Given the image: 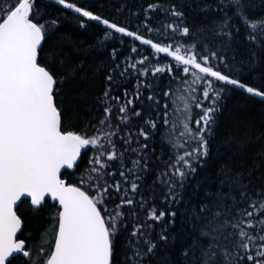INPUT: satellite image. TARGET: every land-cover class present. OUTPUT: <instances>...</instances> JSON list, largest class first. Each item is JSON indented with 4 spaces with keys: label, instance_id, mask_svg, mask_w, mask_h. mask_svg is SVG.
<instances>
[{
    "label": "snow or ice",
    "instance_id": "6c2138e0",
    "mask_svg": "<svg viewBox=\"0 0 264 264\" xmlns=\"http://www.w3.org/2000/svg\"><path fill=\"white\" fill-rule=\"evenodd\" d=\"M54 2L113 43L81 128L58 21L0 0V264H264V124L212 144L228 94L264 101V0Z\"/></svg>",
    "mask_w": 264,
    "mask_h": 264
},
{
    "label": "trees",
    "instance_id": "16d2710c",
    "mask_svg": "<svg viewBox=\"0 0 264 264\" xmlns=\"http://www.w3.org/2000/svg\"><path fill=\"white\" fill-rule=\"evenodd\" d=\"M69 2L85 5L90 10L117 22L123 20V16L117 15L116 11L121 0H69ZM36 4L45 14L46 20L56 19L58 21V27L50 35L45 47L52 43H59L62 46L66 58L64 68L68 71L78 69L80 65L84 66L85 70L79 72L65 85L63 97L65 104L73 110L71 113L73 122L80 123V127L83 128L96 111L94 101L97 81L92 77L91 71L107 61L111 49L106 45L113 41L102 39L101 29L103 26L97 25L95 22L90 21L88 22L89 27L80 28L77 14L56 5L54 0H43V3L41 0H36ZM139 6L137 4V7ZM124 39L131 43L128 38ZM119 41L120 37L117 34L114 43L119 46ZM125 54L127 53L125 52ZM166 82L167 80H165ZM256 83L258 84L259 81L257 80ZM131 87L132 85H129L130 89ZM222 103L224 105L223 112L218 118V124L214 131L213 152L224 151L226 135L242 134L247 125L259 127L264 124V101H260L258 98H249L236 90L228 94ZM53 205L48 201L47 207L41 212L25 215L23 232L27 235L29 231L42 230L47 227V217L54 211ZM23 207L21 205V208Z\"/></svg>",
    "mask_w": 264,
    "mask_h": 264
},
{
    "label": "water",
    "instance_id": "95a60500",
    "mask_svg": "<svg viewBox=\"0 0 264 264\" xmlns=\"http://www.w3.org/2000/svg\"><path fill=\"white\" fill-rule=\"evenodd\" d=\"M82 151H83V150H82ZM62 171H63V170H62ZM48 200H49V201H50L52 204H54V203H55V202L51 201V199H50V198H49Z\"/></svg>",
    "mask_w": 264,
    "mask_h": 264
}]
</instances>
